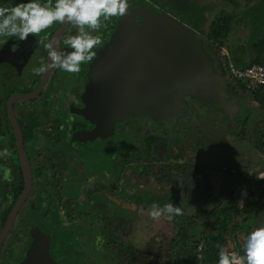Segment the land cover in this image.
I'll return each instance as SVG.
<instances>
[{
	"label": "flooded vegetation",
	"instance_id": "obj_1",
	"mask_svg": "<svg viewBox=\"0 0 264 264\" xmlns=\"http://www.w3.org/2000/svg\"><path fill=\"white\" fill-rule=\"evenodd\" d=\"M236 1L128 0L127 14L143 8L168 14L193 28L205 48L204 39L216 17L229 12L236 19ZM248 1L258 3L249 9L251 24L245 27V38L252 37L257 19V35L262 38L264 0ZM20 2L0 0V6ZM212 13L216 15L211 19ZM119 18L102 21L107 26L94 34L103 42ZM135 18L142 20L138 15ZM75 34L72 25L56 22L39 35H29L24 46L14 37L0 38V150L7 148L10 153L0 158V264H23L33 230L49 237L53 258L49 264L131 262L135 243L145 244L169 220L166 216L153 220L151 205L155 202L163 207L172 202L192 208L188 194L195 188L197 169L213 173L200 164L206 161L201 156H211L208 138L218 137L210 131L225 136L220 144L226 145L228 135H242L249 114L238 110L232 120L231 111L222 112L219 106L185 95L189 115L157 119L146 113L133 114L118 119L106 137L83 138L81 133L92 132L97 125L83 116L86 72L93 59L83 63L79 73L52 69L36 76L32 72L42 60L47 62L43 42L58 41L63 49V40ZM205 51L219 73L215 59ZM228 75L230 84L235 78ZM228 93V102L239 106V89L229 88ZM255 112L253 107L250 115ZM5 169H11V182L3 178Z\"/></svg>",
	"mask_w": 264,
	"mask_h": 264
},
{
	"label": "water",
	"instance_id": "obj_2",
	"mask_svg": "<svg viewBox=\"0 0 264 264\" xmlns=\"http://www.w3.org/2000/svg\"><path fill=\"white\" fill-rule=\"evenodd\" d=\"M136 15L142 18L140 22ZM86 78L83 116L97 124L92 132L81 133L87 139L106 137L118 119L133 114L146 113L157 119L189 115L185 95L209 106L226 109L233 105L228 102L226 79L216 71L195 30L146 8L119 18L96 49ZM31 237L23 264L52 262L46 233L33 230Z\"/></svg>",
	"mask_w": 264,
	"mask_h": 264
},
{
	"label": "trees",
	"instance_id": "obj_3",
	"mask_svg": "<svg viewBox=\"0 0 264 264\" xmlns=\"http://www.w3.org/2000/svg\"><path fill=\"white\" fill-rule=\"evenodd\" d=\"M235 14L222 13L216 17L208 35L205 37V49L209 50L215 61L217 58H222L220 54L223 47H227L229 55H232L237 59L238 65L247 64H262L264 65V37L257 35L258 29L255 27L259 25V19L253 22V34L252 37L247 40L245 45L232 44L228 45V41L233 32V21ZM247 50H251L252 58L249 61L245 60ZM226 59V58H225ZM232 88L251 91L255 101L258 104L256 112L262 114L259 117L256 115H248L244 120V126L248 127L250 132L264 131V86L253 87L250 90L247 87V82L235 79L230 82ZM262 144L259 145V149L264 155V135L261 140ZM260 170V169H259ZM232 173L239 174L238 167L231 168ZM197 180L194 179L193 183L195 188L193 192L188 194L189 200L192 202V208H181L182 214L179 216H173L168 220L165 228L154 230L146 243L141 245L135 243L133 247L134 259L125 261L124 264H206L205 259L211 258V264H217L218 251L217 240L207 239L205 237L206 229H214L215 231L227 232L230 228L235 227V219L239 216H244L249 213V210L255 207L256 202L250 198L253 194H249L244 199V205L240 206V201L243 199L245 192L235 190L231 193L229 200L226 202L213 201V188L214 180L211 179V175L205 169H197ZM257 172L250 178H245V182L249 179H253L258 183H264L258 181L256 177ZM242 175V173H241ZM191 184V181L189 180ZM203 244L202 253L203 258L198 257V246ZM219 245L226 248L225 243ZM239 251V255H243L242 251L237 246L236 248H229ZM208 259H206L207 261Z\"/></svg>",
	"mask_w": 264,
	"mask_h": 264
},
{
	"label": "clouds",
	"instance_id": "obj_4",
	"mask_svg": "<svg viewBox=\"0 0 264 264\" xmlns=\"http://www.w3.org/2000/svg\"><path fill=\"white\" fill-rule=\"evenodd\" d=\"M129 7L128 0H55L54 6L52 0L43 4L39 0H22L15 6H0V38L26 40L29 35H39L56 22L70 24L76 29V34L63 40L65 48H59L58 41L43 42L48 55L47 62L42 60L40 66L33 68L32 72L36 76L44 75L52 69L79 73L81 65L95 56L93 49L102 43L101 37L94 34L107 26L102 21L125 16ZM9 155L7 148L0 150V158ZM3 178L12 181L11 169L4 170ZM181 214L182 209L172 202L163 207L154 202L149 212L153 220H159L161 216L170 220ZM217 248V264H264V226L255 228L247 235L242 256L219 244Z\"/></svg>",
	"mask_w": 264,
	"mask_h": 264
},
{
	"label": "crops",
	"instance_id": "obj_5",
	"mask_svg": "<svg viewBox=\"0 0 264 264\" xmlns=\"http://www.w3.org/2000/svg\"><path fill=\"white\" fill-rule=\"evenodd\" d=\"M231 38V37H230ZM245 38V35H244ZM242 44L245 45L247 43V38L245 40L241 39H233L231 44ZM227 48V47H223ZM251 50H247V54L245 56V60L249 61L251 56ZM223 59V64L221 63L220 59L217 58L216 66L218 68L219 74L228 80V56L226 54H221ZM233 59H237L235 56H233ZM226 58V59H225ZM216 60V59H215ZM237 61V60H236ZM229 83V81H228ZM227 88H232L231 84L226 83ZM260 86V85H259ZM247 87L252 90L254 87H258L254 84H248ZM240 93V102L238 110L245 111L248 115H250V110L254 107L257 108L258 104L255 101L252 92L251 91H242L239 90ZM249 96V100H248ZM262 113L255 112L256 117H259ZM246 115V116H248ZM263 116V114H262ZM260 132H250L248 130L247 126L243 127L242 135L238 136V139L241 140L240 142H233L235 143V146L233 149H231L229 146L220 144L223 146V148L220 149V152L223 153L222 156L218 154V146L217 149L214 148V145L210 149L211 156L208 155L206 158V161L202 160L200 161V164L204 165L207 168L212 169L211 176H214V191H213V201L216 200V203L220 202H226L229 200L231 193L236 189L239 191L245 192V195L243 199L240 201V206L242 207L244 205V199L249 194H253L250 198L252 201L256 202L255 207L251 208L249 210V213L245 214L244 216H239L235 219V223L238 224L233 228H230L227 232L221 231V233L214 234V229H206L205 230V237L207 239L211 240H217V242L225 243V245L229 246L227 249L236 248L237 246L243 253V245L245 242V239L247 235L254 230L255 228L264 226V183H258L257 181L253 179H249L248 182H245V178H250L255 172H258L262 169H264V155L262 154L261 150L259 149V145L262 144V139L264 135V131L261 132V136H259ZM231 140L233 139L232 134H230ZM231 140L229 142H231ZM222 143V142H221ZM218 157V159L216 158ZM202 158V157H200ZM208 159V160H207ZM216 161L218 162V166L215 164ZM233 161H237L236 163H233ZM224 166H229V172H231V168L238 167L240 172L239 174H234L231 172V174L227 170H223ZM214 169L217 170V173L214 174ZM252 169L251 174H247L248 170L250 171ZM260 169V170H259ZM242 173V175H241ZM259 181V180H258ZM263 182V181H260ZM240 230L243 231L244 238L243 240L238 239V236H241ZM239 234V235H238ZM243 241V242H242ZM202 244V243H201ZM200 245V244H199ZM234 252H236L239 255V251L232 249ZM231 251V252H233ZM244 254V253H243ZM199 257V256H198ZM203 258V256H202ZM206 259H208L206 261ZM205 259V263L211 264V258L207 257Z\"/></svg>",
	"mask_w": 264,
	"mask_h": 264
},
{
	"label": "rangeland",
	"instance_id": "obj_6",
	"mask_svg": "<svg viewBox=\"0 0 264 264\" xmlns=\"http://www.w3.org/2000/svg\"><path fill=\"white\" fill-rule=\"evenodd\" d=\"M256 3H258V1H256L255 2V4H253V3H251V1L249 2L248 0H237L236 2H235V4H236V6L234 7L235 8V10H237V12H238V15H237V17H236V19H234V21H233V25H232V27H233V32H232V34H231V38L229 39V41H228V45L229 44H231V42H232V40L233 39H235V38H237V39H241L242 41L243 40H245V38H244V35H247V32L245 31V27H246V25H247V23L249 24H251V22H250V20L247 18V17H250L251 15H252V13H250V7L251 6H254V5H256ZM263 6L262 5H260V6H258L257 7V9H260V8H262ZM263 10H261V11H259V12H262ZM262 14H264V12H262L261 13V16H260V18H262ZM212 16H211V19L213 18V17H215V15H216V13H212L211 14ZM247 20V21H246ZM262 23V22H261ZM261 35H263L264 36V32H262V34ZM20 42H21V44H22V46H24V45H26V43H25V40H20ZM233 44V43H232ZM228 50L229 49H227V48H223L222 50H221V52H220V54H225L226 52H228ZM223 59L224 58H221L220 57V61H221V63L223 64ZM233 59V58H232ZM234 60V59H233ZM236 63H238L236 60H234ZM228 90H229V87L227 88ZM248 100H249V96H248ZM234 105H232L231 106V110H228V109H224L223 107H220L222 110V112H226L227 110L228 111H231V115H232V120H233V115L235 114V113H237V111H238V107H233ZM228 113V112H227ZM228 116H229V114H228ZM227 117V116H226ZM231 118V117H230ZM216 132V134H217V138L215 139V137H210V138H208V140H210L211 141V143H212V146L214 145V148L215 149H217L218 148V154L220 155V156H222V154L223 153H221L220 152V149L221 148H223V146H221L220 145V143L222 142L223 143V139H225V136H221L220 134H218L219 132H218V130H213V131H210L211 133L212 132ZM209 132V134H211ZM230 132H232V129H231V131ZM231 138L232 137H230L229 135L226 137V140L228 141L227 142V146H229L231 149H233L234 148V146H235V143H233V142H240L241 140H239L238 138H235V137H233V139L231 140ZM217 139H219L220 141L218 142L217 141ZM231 140V142H229ZM218 146V147H217ZM217 147V148H216ZM214 148H211V149H214ZM202 157V156H201ZM202 158H207V156H203ZM217 159H218V157H216ZM237 161H233V163H236ZM217 166H218V162L216 161V163H215ZM224 169L225 170H227L228 172H229V166H224ZM231 172H234V171H231ZM231 172H229L230 174H231ZM253 172H255V171H253ZM252 172V169L249 171L248 170V175L249 174H251V173H253ZM217 173V170L216 169H214V174H216ZM218 233H221V231H218ZM216 231L214 232V234H218ZM240 233H241V236H243V237H240V236H238V239H240V240H243V238H244V234H243V231L242 230H240ZM239 235V234H238ZM243 242V241H242ZM229 246H226V248H228ZM98 262H102V260L100 259ZM69 263H70V261H69ZM70 264H73L72 262L70 263ZM208 264V263H207Z\"/></svg>",
	"mask_w": 264,
	"mask_h": 264
},
{
	"label": "built area",
	"instance_id": "obj_7",
	"mask_svg": "<svg viewBox=\"0 0 264 264\" xmlns=\"http://www.w3.org/2000/svg\"><path fill=\"white\" fill-rule=\"evenodd\" d=\"M228 56V70L231 76L235 79H239L247 82L248 84H254L256 86H264V65L262 64H247V65H238L229 55V52L225 53ZM256 177L259 181H263L264 179L258 177H264V169L257 172ZM203 244L198 246V256L202 259Z\"/></svg>",
	"mask_w": 264,
	"mask_h": 264
}]
</instances>
